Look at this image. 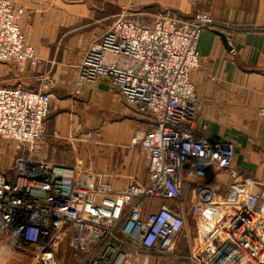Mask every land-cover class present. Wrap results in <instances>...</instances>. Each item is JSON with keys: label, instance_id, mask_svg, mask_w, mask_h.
I'll return each mask as SVG.
<instances>
[{"label": "built area", "instance_id": "1", "mask_svg": "<svg viewBox=\"0 0 264 264\" xmlns=\"http://www.w3.org/2000/svg\"><path fill=\"white\" fill-rule=\"evenodd\" d=\"M22 15V9L0 0V62L20 70L37 62L19 29ZM213 26L203 12L191 18L159 13L150 24L118 15L76 68L80 85L107 81L145 119L129 144L147 161L141 185L115 189L101 173L79 164L60 167L36 158L46 138L50 94L0 87V139L18 149L11 166L0 171V235L30 249L34 264H62V245L76 264H154L162 259L199 264L192 253L183 256L177 249L189 236L185 178H200L196 193L202 195L216 167L231 180L239 176L233 144L210 142L196 128L202 102L190 75L199 66V38ZM257 115L264 123V108ZM257 200L250 190L231 199L240 233L249 227ZM234 240L241 245L240 238Z\"/></svg>", "mask_w": 264, "mask_h": 264}, {"label": "crops", "instance_id": "2", "mask_svg": "<svg viewBox=\"0 0 264 264\" xmlns=\"http://www.w3.org/2000/svg\"><path fill=\"white\" fill-rule=\"evenodd\" d=\"M25 5L35 6L44 14L40 33L43 40L31 45L36 57L45 63H56L49 75L54 86L49 92L46 139L36 158L60 167H76L69 151H75L73 143L79 141L76 138L81 133L91 132L99 144L109 148L106 155L100 154V160L105 159L104 180L115 189L133 184L130 166L135 155L126 147L138 127L132 128L129 121L131 109L104 80L82 84L80 90L74 87L75 91H71L75 80L72 63L79 62L102 35H96L91 28L98 24V9L93 12L86 0H25ZM142 5L147 7L143 8L147 13L143 19L152 20L165 11L178 18H191L203 12L213 20L212 29L199 38V66L190 75L196 96L202 102L196 128L210 142L233 144V165L239 174L231 180L216 167L214 179L202 195L196 193L201 179L185 178L183 197L188 204L189 236L188 241L179 243L178 252L183 256L192 253L199 264H264V123L257 115V110L264 108V0L124 1V9L129 11ZM33 25L38 29L35 20ZM45 27L50 29L48 34ZM54 44L57 48L52 49ZM74 49L76 57L72 54ZM57 62L63 65L57 66ZM142 127L143 124L139 129ZM77 147L83 154V148ZM142 157L144 164L138 167L135 185L146 179L147 161L143 154ZM244 190H250L258 200L249 213V227L240 233L234 219L236 209L230 201L236 192ZM237 238L241 245H236ZM248 253L250 259L246 258ZM153 262L179 264L165 259Z\"/></svg>", "mask_w": 264, "mask_h": 264}, {"label": "rangeland", "instance_id": "3", "mask_svg": "<svg viewBox=\"0 0 264 264\" xmlns=\"http://www.w3.org/2000/svg\"><path fill=\"white\" fill-rule=\"evenodd\" d=\"M15 7H19L23 10V15L20 17L18 21L19 29L21 34L23 35L26 43L29 46H33L34 43L39 44V40H43V37L40 36L42 34V29L44 28V14L41 11H38L35 6L32 5H25V0H7ZM80 1V0H76ZM84 1V0H83ZM91 1V3H87ZM124 1L125 0H86V4L92 5V11H96L98 9V24L92 25V30L97 34L101 35L105 32L107 27L113 21V19L122 14L128 15L129 18L135 19L142 24H150L152 20L149 18H141L144 17L145 11L143 8H147L142 6H138L133 8L132 11L124 9ZM19 2L22 5H19ZM146 6V5H145ZM37 7V6H36ZM151 6L148 7V9ZM165 12V11H164ZM162 12V13H164ZM144 13V14H143ZM140 16V17H138ZM153 19V18H152ZM33 20L35 23L38 24L37 28H34ZM148 20V21H147ZM144 22V23H143ZM45 30H50L49 28L45 27ZM49 38V36H48ZM57 48V45H52V49ZM61 47H59L60 49ZM77 51L73 50V56L76 57ZM84 54V53H83ZM83 58H80V61L77 63H72V67L70 69L75 73V80L72 86V93L76 90H80V83L78 82V75H77V66L81 62ZM62 64V62H57V66ZM65 65L67 63L64 62ZM70 65V63H68ZM56 63H45L44 61H40L39 57L37 58V62L33 66H27L23 70H20L14 64L2 63L0 62V87L2 88H19L30 92L35 91H44L50 92L54 85L51 84L50 80V71ZM63 65V64H62ZM63 69H67L63 66ZM87 82H83L82 84H86ZM75 90L73 91V88ZM50 94V93H49ZM51 98V97H50ZM51 105V104H50ZM50 110V108H49ZM129 121H131L132 128L138 127V132L141 130L142 124L145 123V119L139 117L133 111H130ZM134 128V130H135ZM132 133L131 140L135 137L138 133ZM86 135L91 136L90 139H86ZM46 139V138H45ZM44 139V140H45ZM77 142L73 143L75 147V151L70 149L69 152L73 155L72 158L75 160V165L79 164L80 168L83 170L91 169L95 173H101L105 177V169L106 166L104 164L105 159L102 161L100 160L101 155H106V152L109 149L104 144H99V139L97 136L91 132H84L76 138ZM43 140V141H44ZM83 148V154L78 152L79 148ZM82 145V146H80ZM98 147V148H97ZM127 150L130 151L131 155H135V158L131 159V172L130 175L132 176L130 182L136 183V179L134 177H138V167H143L144 158L142 154L136 150L132 149L130 145L126 147ZM98 149V151H96ZM62 153V150L60 151ZM18 154V149L16 144L12 142H6L0 139V170L8 169L13 161L15 160ZM101 154V155H100ZM144 156V155H143ZM135 179V180H133ZM131 184V183H129ZM58 258L60 259L62 264H76L72 258L71 252L68 250L66 245H62L61 249L58 252ZM34 254L31 253L30 249H24L14 240L11 236H2L0 235V264H34ZM36 264V263H35Z\"/></svg>", "mask_w": 264, "mask_h": 264}]
</instances>
